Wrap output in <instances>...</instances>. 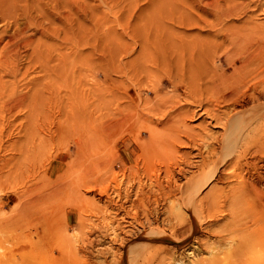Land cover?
<instances>
[{"label": "rangeland", "instance_id": "374dc122", "mask_svg": "<svg viewBox=\"0 0 264 264\" xmlns=\"http://www.w3.org/2000/svg\"><path fill=\"white\" fill-rule=\"evenodd\" d=\"M263 31L264 0H0V222L17 219L0 226V264H241L208 254L228 215L142 193L165 170L212 169L193 167L224 131L223 95L264 83ZM132 108L157 123L147 148ZM252 254L264 264V245Z\"/></svg>", "mask_w": 264, "mask_h": 264}, {"label": "bare ground", "instance_id": "6f19581e", "mask_svg": "<svg viewBox=\"0 0 264 264\" xmlns=\"http://www.w3.org/2000/svg\"><path fill=\"white\" fill-rule=\"evenodd\" d=\"M217 10L218 12H221L220 14L223 15V17L225 16V18L228 19V17L226 16L227 14H230L229 11L225 12L226 10H223V8H217ZM259 47H261V49L263 48L262 46ZM245 65L247 66V64ZM226 82H228V84L224 85V91L226 86L228 87L230 84L229 81ZM102 91H104V94L106 93L105 90ZM238 91L239 87L238 89L233 87V89L229 91V93L224 94L222 98V100H224L228 104H224L221 106H219L220 104H217L219 107H217L215 110V113L217 115H215V119L216 122L223 127L224 131L221 137L219 136L220 138H217L215 136L214 141L204 143L202 147L200 146L201 148L199 147L201 150H203V152H199V159L197 160L196 165L192 164L194 165L193 169L198 170L200 167L212 163V169L210 167V170L208 172L195 176L191 175V177H185L182 183L175 179L176 176H172L174 174L172 170L171 171L173 173H171L170 170H165L164 172L166 174V179H162L161 181H159V178L155 181L150 179L146 187L147 189L145 188L146 192L144 194L142 193V195L146 199H153L157 195L164 197V199H169V201H177L180 199L183 201V204L181 207L178 206L179 208H177V212L179 214H189L188 216L190 217V212H193L191 214H195L197 217L198 214H201L204 211V208H206V211H209V207L213 206L214 208H217L219 210L221 216L228 215V222L220 229V232H223L224 235L222 236V238H220L217 244L208 246V248H210V252H208V254L216 255L220 248L229 247L234 249L236 254L241 258V264H243L250 256L253 255L252 253L256 252L257 248L264 245V232H262V229H264V213H262L261 211V209L264 208V116H262V114L264 113V83L258 82V84H255L252 87L248 88L242 94L241 98H237ZM218 103L220 102L218 101ZM111 106L112 105H110V107ZM156 106L154 108H156ZM247 107L252 110L251 115L245 112ZM134 108L131 109V113H133V115H136H134L133 118H135V122L143 124V132L147 133L148 138V141L144 142H140L137 140L136 144H138V146L147 148L146 146L150 145V143H153L154 140H156V137L158 133H160V131L157 130L153 125L157 123L151 121V119L149 118L148 114L150 113V111H147L146 113H140L139 111H133ZM115 109L117 108L115 107ZM118 109L116 112H114V115L116 116L122 115V113H120ZM110 111L115 110H109V115H111ZM126 113L129 114V112ZM111 121L112 120L108 119V122L101 125L103 127L102 129L108 134H111L110 132H112L116 128V124L118 123L116 121ZM90 128H92V126ZM100 130L92 129V133H94L96 137L100 138ZM193 143L195 144V142ZM248 148L251 149V152L249 155L250 157L246 158L244 156V153ZM184 168L182 166H179L178 171L181 173H185V169L189 167H186L185 169ZM139 187L141 188L142 186ZM47 192L44 191V194H41H43L44 196L49 194V192ZM38 194L40 196V193ZM43 196L41 195L40 198ZM40 198L38 197L37 199ZM22 210H25V208ZM16 221L17 219L13 220L12 218H8V220L6 221L2 220L0 222V226H4L2 227V229L6 228L7 226L13 228L17 225ZM191 222L192 223H190L191 225L189 228L193 231L194 227L196 226V222H194L193 220H191ZM21 235L23 237V234ZM188 254L191 256V251H189ZM197 259L198 255H192V258L189 259L190 261L187 262L185 260H182V258H176L174 259L173 264H201V260ZM27 262L24 263L27 264Z\"/></svg>", "mask_w": 264, "mask_h": 264}]
</instances>
